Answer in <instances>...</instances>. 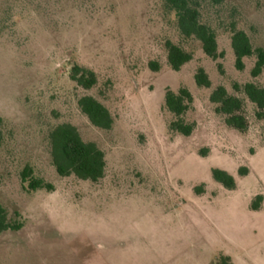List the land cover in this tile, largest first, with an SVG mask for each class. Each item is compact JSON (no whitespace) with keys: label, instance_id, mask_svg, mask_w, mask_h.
Listing matches in <instances>:
<instances>
[{"label":"rangeland","instance_id":"rangeland-1","mask_svg":"<svg viewBox=\"0 0 264 264\" xmlns=\"http://www.w3.org/2000/svg\"><path fill=\"white\" fill-rule=\"evenodd\" d=\"M206 12L224 56L211 60L189 40L192 60L173 71L165 42L180 37L163 0H0V206L21 223L0 233V264H214L220 253L234 264H264V118L233 88L264 86V72L251 77L254 57L235 68L226 29L234 21L264 48V0H223ZM75 64L94 71L92 88L70 79ZM198 66L210 88L195 84ZM182 85L194 98L187 137L168 130L172 116L163 108L166 89ZM218 85L245 99V133L214 112L209 94ZM82 95L109 110L110 129L79 110ZM60 124L104 152L99 181L57 174L47 137ZM26 166L52 188L27 189ZM213 167L230 173L236 188L214 181ZM257 194L263 201L254 211Z\"/></svg>","mask_w":264,"mask_h":264},{"label":"trees","instance_id":"trees-1","mask_svg":"<svg viewBox=\"0 0 264 264\" xmlns=\"http://www.w3.org/2000/svg\"><path fill=\"white\" fill-rule=\"evenodd\" d=\"M223 0H163L167 10L172 12L175 19L180 40L175 43L171 40L165 42L166 59L168 66L173 71H179L183 65L192 60L194 51L185 49L183 43L196 40L200 43L202 52L211 60H217L224 56L223 51L218 50V25H215L208 16L206 10L220 6ZM210 6V7H208ZM220 24V23H218ZM228 28V29H227ZM230 32V45L234 54V66L237 70L244 69V59L254 57L255 61L250 70L252 78L259 77L264 72V48L252 46L248 35L236 28L234 21L226 26ZM153 70L158 69L155 62H150ZM220 68V64L217 65ZM69 77L83 89L92 88L96 82L94 71L77 64L71 67ZM195 84L200 88H210L211 80L203 66H198L193 74ZM236 91L246 97L255 107L257 119L264 118V86L254 81L245 82L242 85L233 84ZM209 100L214 105V112L221 116L225 125L239 133H245L248 129L246 116V101L244 98L231 94L228 90L218 85L209 94ZM194 98L190 90L182 85L176 90L166 89L163 96V108L172 116L168 122V130L182 136H190L195 128V123L187 119V113L193 107ZM79 110L87 117L89 122L100 129H110L113 118L109 110L91 95H82L77 99ZM4 121L0 117V149L4 140ZM51 163L59 176L74 175L81 180L91 182L99 181L105 173L106 160L104 152L95 142L85 141L78 130L71 124H60L53 127L48 133ZM207 149L199 150L202 156H206ZM211 176L226 190L236 188L234 177L227 171L213 167ZM247 167L238 168V174L245 176ZM22 183H27V189H51L49 183L33 175V170L26 166L20 173ZM203 191L202 186H196L195 192ZM263 201L262 194H257L251 201L250 209L259 210ZM20 222H9L5 210L0 206V233L7 230H17ZM214 264H234L232 259L225 254L215 257Z\"/></svg>","mask_w":264,"mask_h":264}]
</instances>
